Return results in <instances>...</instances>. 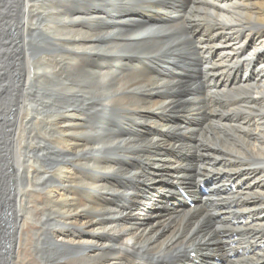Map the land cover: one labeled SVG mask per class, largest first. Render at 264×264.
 <instances>
[{"label":"bare ground","instance_id":"6f19581e","mask_svg":"<svg viewBox=\"0 0 264 264\" xmlns=\"http://www.w3.org/2000/svg\"><path fill=\"white\" fill-rule=\"evenodd\" d=\"M30 188L40 264H264V0H0V264Z\"/></svg>","mask_w":264,"mask_h":264},{"label":"rangeland","instance_id":"374dc122","mask_svg":"<svg viewBox=\"0 0 264 264\" xmlns=\"http://www.w3.org/2000/svg\"><path fill=\"white\" fill-rule=\"evenodd\" d=\"M35 4L42 5L40 1L36 2ZM162 23H163V20H162ZM34 26L36 27L37 25L34 24ZM147 68H146V71H148ZM189 80L191 79L186 75V78L184 80H182L181 82L179 81L177 82L182 85V83L187 84ZM26 114L30 115L29 112H27ZM190 114H191L190 112H184L182 116L183 115L188 116ZM39 122L40 121L38 118L34 120L35 124H39ZM38 134L42 136V133H40V131H38ZM19 135H21L22 136L21 138H23V131L19 132ZM30 147L34 148V144L30 143ZM27 165L30 170V173L27 174L28 179L32 178L34 180H37V178L39 177V173L37 172L38 169L36 168L35 160L30 159ZM38 167H41V169L45 171V167L41 166V164L40 165L38 164ZM28 201H29V206L27 207L30 208L31 214L30 216L25 217L23 221L21 222V228L23 231H22V234L20 235V244H19V248L17 249L16 259H17L18 264H40L37 261L38 259H37V251L35 249V241H36V238L39 237L41 233L40 224L42 222L43 215L46 210V208L44 207V198H43L41 191L38 190L37 188H30L28 190ZM252 212H255L256 217L258 216L257 210L252 211ZM82 234L84 235L83 238L92 237L91 234L86 231H83Z\"/></svg>","mask_w":264,"mask_h":264}]
</instances>
